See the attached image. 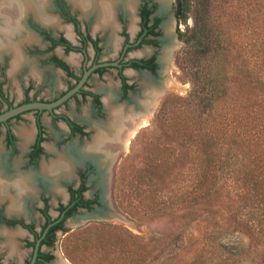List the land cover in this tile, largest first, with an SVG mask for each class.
Instances as JSON below:
<instances>
[{
  "label": "flooded vegetation",
  "instance_id": "1",
  "mask_svg": "<svg viewBox=\"0 0 264 264\" xmlns=\"http://www.w3.org/2000/svg\"><path fill=\"white\" fill-rule=\"evenodd\" d=\"M0 1L1 7L8 4ZM127 2L117 4L114 25L105 26L97 8L87 12L73 0H44L45 5L34 3V9L23 13L20 8L16 35L11 31V18L0 15V114L24 103L56 101L98 65L77 92L52 110L30 109L0 122L4 133L0 179L11 186L0 198V264H69L57 251L59 236L68 232L67 223L104 207L103 200L109 197L107 170L119 150L102 146L108 141L106 135L112 134L105 104L108 84L92 89L91 80L113 71L119 80L115 83L117 103L129 99L134 104L133 91L141 88L142 78L156 82L162 68L170 65L172 48L164 45L170 40L166 26L170 23L173 35L175 17L179 20L178 0H167V6L162 0H134L133 8ZM15 76L23 80L24 98L19 102L12 98ZM48 87L61 89L49 99L39 98L40 91ZM72 101L77 108L88 103L90 116L78 119L58 111L70 108ZM30 112H34L32 128L20 126ZM46 112L54 124L61 121L63 125L54 143L48 142L42 118ZM24 130L30 134L27 141ZM60 154L73 160L71 174L62 175V168L44 173L43 164L57 160ZM68 157L67 163H72ZM26 176L31 178L28 190L20 184L15 189ZM83 219L79 222L90 218L85 215Z\"/></svg>",
  "mask_w": 264,
  "mask_h": 264
},
{
  "label": "rangeland",
  "instance_id": "2",
  "mask_svg": "<svg viewBox=\"0 0 264 264\" xmlns=\"http://www.w3.org/2000/svg\"><path fill=\"white\" fill-rule=\"evenodd\" d=\"M195 10L196 0H191L187 19L175 17L174 33L170 32V40L164 44L172 48L170 65L162 68L153 82L162 86L166 79L174 80L185 88H165L150 120L119 150L123 152L113 171L110 198L137 228L97 218L81 223L79 220L87 214H80L77 222L67 223L68 232L60 235L57 243L59 255L69 264H264V195L258 199V191L242 180L244 172L254 175V166L248 158H240L238 163L237 158H231L227 170L217 168L211 173L201 145L190 143L178 133L195 122L192 111L197 108L189 99L195 67L188 61L189 49L180 35L194 25ZM22 82L15 76V102L24 98ZM115 83L119 80L110 71L103 78H93L90 88L108 84L109 92V86L116 87ZM60 89L45 88L38 97L49 99ZM142 90L141 81V88L133 93L140 95ZM120 102L133 105L129 99ZM89 109L88 103L77 108L72 101L70 108L58 111L82 119L90 116ZM33 118L34 112L27 113L20 126L32 128ZM42 118L50 136L48 142H56L61 137L62 122H58L60 126L54 124L47 112ZM113 131L106 136L113 138ZM3 141L0 130V146ZM206 170L214 176L203 193ZM194 188H198L197 197L193 196ZM188 192L191 194L185 200Z\"/></svg>",
  "mask_w": 264,
  "mask_h": 264
},
{
  "label": "trees",
  "instance_id": "3",
  "mask_svg": "<svg viewBox=\"0 0 264 264\" xmlns=\"http://www.w3.org/2000/svg\"><path fill=\"white\" fill-rule=\"evenodd\" d=\"M190 3L178 0L179 20L187 19ZM180 35L195 67L189 99L197 108L192 111L195 122L178 133L201 145L211 173L227 170L231 158L237 163L248 158L255 173L244 172L242 180L258 191L260 199L264 195V0H196L194 25ZM208 174L206 170L203 193L214 176ZM197 190H192L194 197Z\"/></svg>",
  "mask_w": 264,
  "mask_h": 264
},
{
  "label": "bare ground",
  "instance_id": "4",
  "mask_svg": "<svg viewBox=\"0 0 264 264\" xmlns=\"http://www.w3.org/2000/svg\"><path fill=\"white\" fill-rule=\"evenodd\" d=\"M74 3L79 6L84 7L86 9L85 11L88 12L97 8L100 11L101 15V21L102 25L105 26V24H111L114 25L113 15L114 10L120 2L124 0H73ZM8 4L5 7L0 6V15L2 13L8 15L12 23L14 24L13 28L11 29L12 33L14 35L17 34V31L15 28H17L16 24V16L19 15V9H22V13L30 8L34 9V3H42L44 4V0H6ZM163 5L167 6V0H162ZM1 3V1H0ZM131 8L134 7V0H129L127 2ZM89 5L86 7V5ZM45 5V4H44ZM45 13V12H44ZM2 17V16H1ZM98 25V24H97ZM3 28V27H2ZM170 25L167 24L166 30H167V36L169 37L170 34ZM14 30V32H13ZM4 32V31H3ZM169 87H177L179 89L185 88V85L178 84L174 80H165L164 84L162 86L157 85L156 83H153L150 79L143 77L142 78V94L133 96L134 100L136 101L135 104L131 106H127L124 104H118L116 101V87L114 84L109 86V92L107 91V95L105 96L106 101V108L108 111V127L110 130H114L113 134L116 135V138L113 137V139L109 136L107 139L108 141L104 143L106 148H108V151H111L117 147L118 150L124 149L125 146H127L129 142L130 136L138 129L141 125L146 124L153 113V110L155 109L161 95L165 92V88ZM151 94V95H150ZM145 96V99L142 101V97ZM132 112V113H129ZM104 124V123H103ZM102 125V124H101ZM23 131V130H22ZM22 136L27 141L30 137V134L27 130H24L22 132ZM98 136V134H97ZM99 137V136H98ZM97 137V138H98ZM101 140V139H100ZM96 142V140H95ZM101 145V144H100ZM105 151V150H104ZM64 153V152H63ZM111 154V153H110ZM67 155L60 154L57 158V160H53L51 163H44L43 164V172L46 174H50L52 170L56 168H62V175L69 176L72 171V163L66 161ZM71 160V159H69ZM108 172L110 169L107 170ZM107 176V172L105 173ZM1 176V175H0ZM55 178V177H54ZM109 178V175H108ZM30 176H26L23 178V181L16 183L15 189H18L19 184L21 187H23L26 190V187L31 184ZM106 182V177H105ZM104 182V184H105ZM105 194L108 195L107 192V185L105 184ZM11 186L8 182H3L2 179H0V198H4V192H6L8 189H10ZM55 191H60L59 186H55ZM28 190V189H27ZM26 190V191H27ZM31 190V189H30ZM10 195V194H9ZM7 196V195H6ZM6 198V197H5ZM11 198V196H10ZM14 198V197H13ZM114 220H118L120 222H124L131 228H137L136 224L130 220L129 218H126L125 216H121L120 214L114 212L113 215Z\"/></svg>",
  "mask_w": 264,
  "mask_h": 264
},
{
  "label": "water",
  "instance_id": "5",
  "mask_svg": "<svg viewBox=\"0 0 264 264\" xmlns=\"http://www.w3.org/2000/svg\"><path fill=\"white\" fill-rule=\"evenodd\" d=\"M105 65V64H101ZM98 65H94L90 70L86 71L83 78L79 81V83L72 88L70 91H68L65 95H63L61 98L57 99L56 101L53 102H41V101H34V102H29V103H24L22 105H19L17 107H13L3 113L0 114V122L6 121L10 117H13L19 113H22L24 111L30 110V109H48L52 110L54 107L60 105L63 103L65 100H67L69 97H71L75 92H77L80 87L83 85L85 80L87 79L89 73L95 69ZM164 94V93H163ZM162 96V95H161ZM123 151H119V153H116L111 159V166H110V175H109V190L110 186L112 185V180H113V171L115 168V165L119 159V154L122 153ZM104 202V207L98 208L95 212H87V217L88 218H97V219H107V220H114L113 215L114 212L120 214L121 216H125L128 218L126 215H124L122 212L118 210V208L115 207L114 203L112 202L110 198V193L108 199L106 198L103 200Z\"/></svg>",
  "mask_w": 264,
  "mask_h": 264
}]
</instances>
